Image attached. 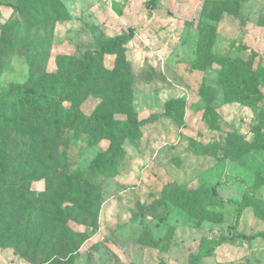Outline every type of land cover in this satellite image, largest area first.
Wrapping results in <instances>:
<instances>
[{
    "label": "rangeland",
    "instance_id": "374dc122",
    "mask_svg": "<svg viewBox=\"0 0 264 264\" xmlns=\"http://www.w3.org/2000/svg\"><path fill=\"white\" fill-rule=\"evenodd\" d=\"M20 1L27 0H0V92L28 81L36 88L48 86L61 55L99 49L132 29L125 45L133 78L131 111L138 119L157 114L140 126L137 140L123 139L116 173L97 177L96 224L68 222L77 234L90 235L73 264H264V97L254 107L227 102L219 64L193 67L203 23L213 25L211 53L240 60L249 69L264 66V0H227L229 10L218 18L210 15V0L153 5L150 0H59L56 22L7 26ZM113 63L114 56L104 57L106 66ZM260 89L264 94V83ZM61 90L68 94L65 85ZM172 102L182 113L181 124L163 114ZM98 103L87 96L81 107L89 114ZM229 133L239 134L246 146L239 147ZM34 134L36 128L26 122L0 130L5 158L14 164L36 149ZM65 137L57 150L66 155L69 171L87 168L109 144L103 139L83 146ZM22 175L17 170V177ZM31 188L41 192L46 183L33 181ZM197 201H203L202 208H194ZM147 235L168 244L148 245L142 242ZM31 243L20 249L37 259L52 255L54 237L47 228ZM205 249L211 254L199 261ZM0 264H10L9 258L0 257Z\"/></svg>",
    "mask_w": 264,
    "mask_h": 264
},
{
    "label": "trees",
    "instance_id": "16d2710c",
    "mask_svg": "<svg viewBox=\"0 0 264 264\" xmlns=\"http://www.w3.org/2000/svg\"><path fill=\"white\" fill-rule=\"evenodd\" d=\"M39 1H29L39 5L36 9L30 7L28 0L17 3L13 6L16 15L6 25L23 22L34 26L49 20L54 23L61 18L56 9L59 0H43L41 4ZM226 1L210 0L213 18L229 10ZM150 3L153 5L156 0H150ZM202 26L205 31L200 36L193 67L203 69L205 65L218 63L221 67L218 80L223 87L225 101L256 106L257 101L264 97L260 89L264 83V66L249 69L240 60L237 63L236 59L211 53L213 25L203 23ZM132 36L133 31L129 29L108 38L99 49L86 50L72 58L61 55L64 60L51 74L48 86L36 88L28 81L27 86L20 89L0 92V130L17 127L22 122L36 128V134L30 137L36 149L25 152V156L14 164L4 156L6 146L0 135V248L12 242L6 248L13 249L15 254L31 264H73L82 244L90 237L86 231L77 234L68 222L91 227L96 224L97 205L100 203L97 177L114 175L117 161L124 153L123 139L137 140L141 136L140 126L157 117L153 114L138 119L131 111L133 78L125 45ZM106 55L114 56L113 65L104 64ZM43 77L47 78L46 74ZM62 85L66 86L68 94L61 90ZM87 96L99 99L97 107L89 114L81 107ZM176 106L174 102L167 103L163 114L181 124L182 113ZM65 134H72L71 139ZM228 136L232 140L234 136L239 147L247 144L237 133H229ZM64 137L66 142L72 140L83 146L97 144L103 139L109 144L90 161L87 168L69 171L66 155L57 150ZM17 170L23 175L17 177ZM40 179H44L46 188L36 192L31 183ZM252 198L256 201L255 196ZM197 203L194 208L203 207V201ZM239 209L236 207V216ZM45 228L48 236L54 237L52 255L37 259L20 249L31 245L35 235H41ZM142 242L156 248H164L168 244L167 240H154L148 235ZM210 254L209 249L201 251L199 261Z\"/></svg>",
    "mask_w": 264,
    "mask_h": 264
},
{
    "label": "crops",
    "instance_id": "0c3cea01",
    "mask_svg": "<svg viewBox=\"0 0 264 264\" xmlns=\"http://www.w3.org/2000/svg\"><path fill=\"white\" fill-rule=\"evenodd\" d=\"M106 56H110V55H106ZM0 257H3L5 260L8 257L10 264H31L26 260L22 259L18 254H15L13 249L11 248H0Z\"/></svg>",
    "mask_w": 264,
    "mask_h": 264
}]
</instances>
